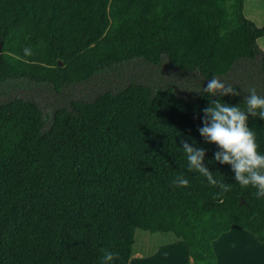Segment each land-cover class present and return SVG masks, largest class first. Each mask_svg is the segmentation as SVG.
<instances>
[{"label":"trees","instance_id":"16d2710c","mask_svg":"<svg viewBox=\"0 0 264 264\" xmlns=\"http://www.w3.org/2000/svg\"><path fill=\"white\" fill-rule=\"evenodd\" d=\"M244 0H0V264H129L136 230L217 264L232 225L264 243V197L198 128L211 99L264 95V37ZM30 48L31 55L24 49ZM227 81L238 96L211 97ZM264 153V120L249 116ZM181 140L231 185L188 170ZM183 174L188 187L173 185Z\"/></svg>","mask_w":264,"mask_h":264},{"label":"clouds","instance_id":"9594fccd","mask_svg":"<svg viewBox=\"0 0 264 264\" xmlns=\"http://www.w3.org/2000/svg\"><path fill=\"white\" fill-rule=\"evenodd\" d=\"M25 55H31V49H24ZM203 91L216 96H238L239 92L227 81L212 78L203 86ZM264 91V90H262ZM244 99L245 109L231 106L220 99L209 102L203 110L202 127L198 128L206 143L214 144L219 149L214 153V159L223 165H230L235 181L243 188L248 186L257 189V198L264 197V153L259 151L256 133L248 126V118L252 116L264 120V95L258 94L254 86L247 89ZM182 149L186 155L188 170H195L204 176L208 183L220 189L219 195L231 191V185L218 181L214 174L204 165L205 150L181 140ZM174 186L188 187L189 181L183 175L173 180ZM102 264H110L114 254L102 250Z\"/></svg>","mask_w":264,"mask_h":264},{"label":"crops","instance_id":"0c3cea01","mask_svg":"<svg viewBox=\"0 0 264 264\" xmlns=\"http://www.w3.org/2000/svg\"><path fill=\"white\" fill-rule=\"evenodd\" d=\"M247 2V0H244V16L247 15L245 8ZM260 4H262V9H264V0H261ZM262 14L264 16V12H262ZM250 19L253 20V18ZM263 21L264 18L260 22L253 23L254 25L260 27L264 23ZM257 43L262 47L263 50L264 37L259 38ZM157 235L162 234H150V236L155 238H157ZM146 238L148 237L146 236ZM145 243H147V240ZM154 243L155 246L151 250L146 251L149 252L148 254L142 255V252L133 250L130 260L136 259L137 264H168L166 259L167 257H170L171 261H173L172 259L176 258L182 260L181 264H193L189 256L188 247L183 241L177 240L173 236H169L167 240L156 239ZM212 249L215 254L217 264H220L221 259H223L221 263L224 262L225 264H232V261L234 264H253L254 254L258 251L264 250V243L259 242L256 236L250 232L240 228L237 225H232L227 233L221 235L218 239L212 242ZM246 253H250V256L246 259H243ZM240 255L243 256L240 257ZM256 256H260V252H258Z\"/></svg>","mask_w":264,"mask_h":264},{"label":"rangeland","instance_id":"374dc122","mask_svg":"<svg viewBox=\"0 0 264 264\" xmlns=\"http://www.w3.org/2000/svg\"><path fill=\"white\" fill-rule=\"evenodd\" d=\"M247 1L248 2L245 6L247 15H245V17L254 23L262 21L264 18L262 12H264V9H262V4H260L261 0H247ZM248 16H252V17H248ZM250 18H253L254 21ZM258 46L262 50V47L259 44H258ZM146 233L149 235H147ZM150 234L151 233H148V232H145L142 230H136L135 236H134V242H133V250L142 252V255L148 254L149 252H146V251L151 250L155 246L154 242L156 239L167 240L168 237L171 236V234H162V235H157L156 236L157 238H155V237L150 236ZM158 234H160V233H158ZM146 236L148 238H146ZM146 240H147V243H145ZM258 252H260V256H256V254ZM258 252H256L254 254V257H253L254 263L253 264H264V250H261ZM250 253L249 254L246 253V255H244L243 259H246L247 257H249ZM242 256L243 255H240V257H242ZM172 260L173 261H171L170 257H167V259H166L168 264H181V262H182L181 259L174 258ZM222 261H223V259H221V262ZM221 262H220V264H225L224 262L223 263H221ZM129 264H137V260L136 259L130 260ZM226 264H228V263H226ZM232 264H234L233 261H232Z\"/></svg>","mask_w":264,"mask_h":264},{"label":"water","instance_id":"95a60500","mask_svg":"<svg viewBox=\"0 0 264 264\" xmlns=\"http://www.w3.org/2000/svg\"><path fill=\"white\" fill-rule=\"evenodd\" d=\"M1 47H2V44L0 43V52H1Z\"/></svg>","mask_w":264,"mask_h":264}]
</instances>
